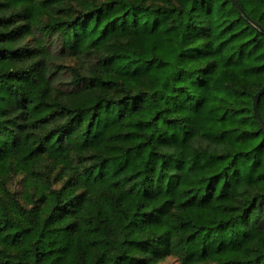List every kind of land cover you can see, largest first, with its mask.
<instances>
[{
	"label": "trees",
	"instance_id": "1",
	"mask_svg": "<svg viewBox=\"0 0 264 264\" xmlns=\"http://www.w3.org/2000/svg\"><path fill=\"white\" fill-rule=\"evenodd\" d=\"M237 1L0 0V264H264V0Z\"/></svg>",
	"mask_w": 264,
	"mask_h": 264
},
{
	"label": "rangeland",
	"instance_id": "2",
	"mask_svg": "<svg viewBox=\"0 0 264 264\" xmlns=\"http://www.w3.org/2000/svg\"><path fill=\"white\" fill-rule=\"evenodd\" d=\"M10 188L12 190H17L20 195L24 196L25 191H26V186L24 185L23 182V175L22 174H15L11 180H10ZM31 189H27V192L30 191ZM177 258L176 257H169L166 261V264H175Z\"/></svg>",
	"mask_w": 264,
	"mask_h": 264
},
{
	"label": "water",
	"instance_id": "3",
	"mask_svg": "<svg viewBox=\"0 0 264 264\" xmlns=\"http://www.w3.org/2000/svg\"><path fill=\"white\" fill-rule=\"evenodd\" d=\"M232 1H233V3H235L240 8L237 0H232ZM252 22L255 23L253 20H252ZM263 94H264V85L254 95L253 107H254V114H255L256 118L258 119V121L260 122V124L262 125V127L264 128V120L262 119L261 114H260L259 109H258L259 99H260V97Z\"/></svg>",
	"mask_w": 264,
	"mask_h": 264
}]
</instances>
